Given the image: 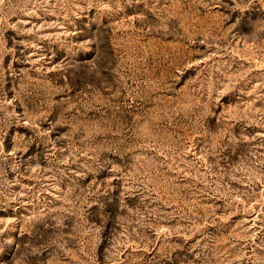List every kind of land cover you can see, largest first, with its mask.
<instances>
[{
  "label": "rangeland",
  "instance_id": "1",
  "mask_svg": "<svg viewBox=\"0 0 264 264\" xmlns=\"http://www.w3.org/2000/svg\"><path fill=\"white\" fill-rule=\"evenodd\" d=\"M0 264H264V0H0Z\"/></svg>",
  "mask_w": 264,
  "mask_h": 264
}]
</instances>
